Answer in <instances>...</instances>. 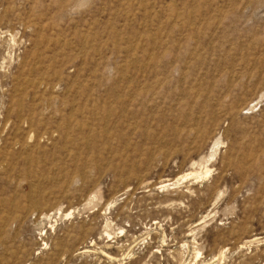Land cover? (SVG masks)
I'll use <instances>...</instances> for the list:
<instances>
[{
    "label": "rangeland",
    "instance_id": "rangeland-1",
    "mask_svg": "<svg viewBox=\"0 0 264 264\" xmlns=\"http://www.w3.org/2000/svg\"><path fill=\"white\" fill-rule=\"evenodd\" d=\"M0 264H264V0H0Z\"/></svg>",
    "mask_w": 264,
    "mask_h": 264
},
{
    "label": "bare ground",
    "instance_id": "bare-ground-1",
    "mask_svg": "<svg viewBox=\"0 0 264 264\" xmlns=\"http://www.w3.org/2000/svg\"><path fill=\"white\" fill-rule=\"evenodd\" d=\"M166 185H167V183H166ZM170 186V185H169Z\"/></svg>",
    "mask_w": 264,
    "mask_h": 264
}]
</instances>
